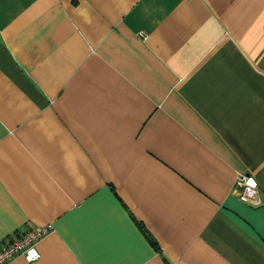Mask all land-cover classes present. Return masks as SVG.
I'll use <instances>...</instances> for the list:
<instances>
[{
	"label": "crops",
	"instance_id": "1",
	"mask_svg": "<svg viewBox=\"0 0 264 264\" xmlns=\"http://www.w3.org/2000/svg\"><path fill=\"white\" fill-rule=\"evenodd\" d=\"M47 224L8 264H264V0H0V246Z\"/></svg>",
	"mask_w": 264,
	"mask_h": 264
},
{
	"label": "built area",
	"instance_id": "2",
	"mask_svg": "<svg viewBox=\"0 0 264 264\" xmlns=\"http://www.w3.org/2000/svg\"><path fill=\"white\" fill-rule=\"evenodd\" d=\"M236 196L242 202L258 205L260 203L256 194V184L252 178L245 174H239L237 179ZM51 224L37 226L32 230H25L12 237L0 246V264H8L16 257L22 256L29 263H34L40 258L37 245L46 236L52 233Z\"/></svg>",
	"mask_w": 264,
	"mask_h": 264
}]
</instances>
